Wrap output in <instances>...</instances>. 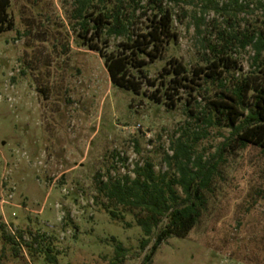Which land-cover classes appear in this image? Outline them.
Here are the masks:
<instances>
[{"label":"rangeland","instance_id":"obj_1","mask_svg":"<svg viewBox=\"0 0 264 264\" xmlns=\"http://www.w3.org/2000/svg\"><path fill=\"white\" fill-rule=\"evenodd\" d=\"M230 2L165 1L175 38L144 68L162 88L134 72L141 84L135 93L113 84L104 59L82 45L70 20L75 0H11L14 27L0 34V264H115L112 238L128 250L124 264H264V151L224 148L230 129L195 119L216 98L217 85L197 80L204 87L182 92L173 107L163 97L161 75L173 60L193 76L195 67L209 65L206 43H219L223 29L264 30V0L221 9ZM144 11L137 12V32L150 25L152 12ZM123 41L113 38L107 52L120 51ZM234 53L237 77L256 74L251 48ZM197 134L195 156H215L217 167L206 209L188 236H170L155 249L153 240L142 251L133 213L125 222L113 219L107 207L126 211L109 203L99 184L134 178L146 163L167 171L172 141ZM20 231L46 235L50 249L15 250L8 235Z\"/></svg>","mask_w":264,"mask_h":264},{"label":"trees","instance_id":"obj_2","mask_svg":"<svg viewBox=\"0 0 264 264\" xmlns=\"http://www.w3.org/2000/svg\"><path fill=\"white\" fill-rule=\"evenodd\" d=\"M165 1L75 0L71 23L79 26L78 36L82 45L104 59L113 84L138 93L141 84L135 78L134 72H137L150 86L160 88L158 81L147 79L144 68L148 65L146 58L151 62L158 59L164 46L175 38L174 14L164 7ZM10 4L11 0H0V34L14 27L9 15ZM230 6L236 11L244 8L239 0H231L221 9L227 10ZM140 9L144 12L150 9L152 15L148 19L150 25L147 30L137 32L135 25ZM230 27L220 31L219 43H206L213 58L206 56L209 65L195 67L193 76H189L191 71L177 60L169 63V69L165 68V74L161 75V78H167V82L162 84L166 86L163 97L168 100L166 104L173 107L176 101L182 100V92L196 91L195 86L217 85L219 93L216 98L210 100L206 108L197 109L195 119L208 127L229 128L230 137L223 143L224 148L234 146L241 150L252 145L264 151V30L238 31ZM113 38L125 41L121 43L120 51L108 53L106 49ZM247 48L254 53L252 65L258 71L237 77L240 67L234 52ZM142 55L145 57L142 58ZM197 80H203L205 84L201 85ZM205 89L208 90V87ZM190 112L193 114L192 110ZM199 140L197 134L193 140L179 137L172 141L170 148L173 154L166 157L169 168L165 172L156 173L154 165L146 163L137 165L134 178L125 176L111 182H100V193L109 203L126 211L123 213L107 207L106 211L113 219L125 222V214L133 213L143 232L142 251L148 249L153 240L155 249L170 236H188L200 221L207 206L205 193L210 190L217 167L212 163L215 156L208 161H203L200 155L195 156ZM216 155L220 157V150ZM127 226L131 224L127 223ZM27 234L26 237L21 231L18 235L9 233L8 239L15 250L16 246H41L42 252L50 249V245H46V235L31 231ZM112 240L116 243L115 264H124L128 250L115 238ZM44 245L47 247L43 249ZM46 257L55 260L49 254Z\"/></svg>","mask_w":264,"mask_h":264},{"label":"built area","instance_id":"obj_3","mask_svg":"<svg viewBox=\"0 0 264 264\" xmlns=\"http://www.w3.org/2000/svg\"><path fill=\"white\" fill-rule=\"evenodd\" d=\"M10 198H12V196H10ZM2 203L4 204V203H5V201H2Z\"/></svg>","mask_w":264,"mask_h":264}]
</instances>
